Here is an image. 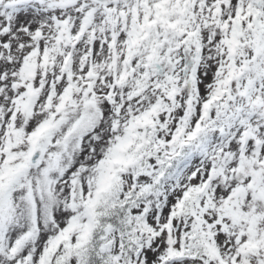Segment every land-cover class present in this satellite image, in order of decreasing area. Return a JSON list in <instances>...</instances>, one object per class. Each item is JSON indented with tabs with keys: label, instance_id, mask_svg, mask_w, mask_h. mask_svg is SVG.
I'll list each match as a JSON object with an SVG mask.
<instances>
[{
	"label": "snow or ice",
	"instance_id": "6c2138e0",
	"mask_svg": "<svg viewBox=\"0 0 264 264\" xmlns=\"http://www.w3.org/2000/svg\"><path fill=\"white\" fill-rule=\"evenodd\" d=\"M0 264H264V0H0Z\"/></svg>",
	"mask_w": 264,
	"mask_h": 264
}]
</instances>
